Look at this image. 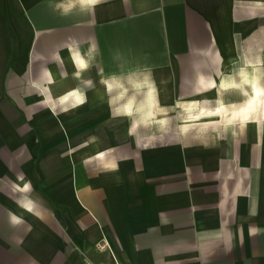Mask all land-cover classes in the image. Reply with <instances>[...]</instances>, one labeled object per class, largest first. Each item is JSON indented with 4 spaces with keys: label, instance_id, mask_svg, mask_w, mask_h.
Returning a JSON list of instances; mask_svg holds the SVG:
<instances>
[{
    "label": "crops",
    "instance_id": "0c3cea01",
    "mask_svg": "<svg viewBox=\"0 0 264 264\" xmlns=\"http://www.w3.org/2000/svg\"><path fill=\"white\" fill-rule=\"evenodd\" d=\"M7 248L264 264V0H0Z\"/></svg>",
    "mask_w": 264,
    "mask_h": 264
},
{
    "label": "bare ground",
    "instance_id": "6f19581e",
    "mask_svg": "<svg viewBox=\"0 0 264 264\" xmlns=\"http://www.w3.org/2000/svg\"><path fill=\"white\" fill-rule=\"evenodd\" d=\"M245 82L250 85V87L253 89L255 95L262 93L261 87L259 86V84L257 82L256 76H252L249 78L245 77ZM206 114H207V112L199 110V112L196 114V116L198 117L199 115H206ZM213 114L208 113V115H213Z\"/></svg>",
    "mask_w": 264,
    "mask_h": 264
},
{
    "label": "rangeland",
    "instance_id": "374dc122",
    "mask_svg": "<svg viewBox=\"0 0 264 264\" xmlns=\"http://www.w3.org/2000/svg\"><path fill=\"white\" fill-rule=\"evenodd\" d=\"M192 115L191 114H188V117L187 118H196V117H191ZM7 250V253H6V257H5V260H6V264H20L21 261H20V258L17 257V259H15L12 255L9 256V248L6 249ZM2 264V263H1Z\"/></svg>",
    "mask_w": 264,
    "mask_h": 264
},
{
    "label": "built area",
    "instance_id": "2783aa9c",
    "mask_svg": "<svg viewBox=\"0 0 264 264\" xmlns=\"http://www.w3.org/2000/svg\"><path fill=\"white\" fill-rule=\"evenodd\" d=\"M96 248L98 251L109 250V247L105 241H101L99 244H97Z\"/></svg>",
    "mask_w": 264,
    "mask_h": 264
},
{
    "label": "clouds",
    "instance_id": "9594fccd",
    "mask_svg": "<svg viewBox=\"0 0 264 264\" xmlns=\"http://www.w3.org/2000/svg\"><path fill=\"white\" fill-rule=\"evenodd\" d=\"M91 2H95V0H91Z\"/></svg>",
    "mask_w": 264,
    "mask_h": 264
}]
</instances>
